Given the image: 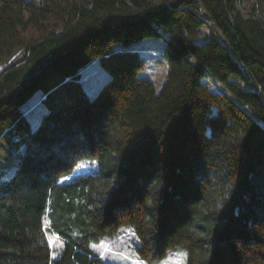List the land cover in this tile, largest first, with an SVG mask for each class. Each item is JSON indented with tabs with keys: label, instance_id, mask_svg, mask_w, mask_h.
Wrapping results in <instances>:
<instances>
[{
	"label": "trees",
	"instance_id": "1",
	"mask_svg": "<svg viewBox=\"0 0 264 264\" xmlns=\"http://www.w3.org/2000/svg\"><path fill=\"white\" fill-rule=\"evenodd\" d=\"M246 1L0 0V264H107L91 245L124 227L145 264L176 250L187 264H264V0ZM157 38L159 95L140 55L114 50ZM96 61L111 80L32 132L23 107L82 91ZM14 128L20 158L4 146ZM82 162L96 174L62 185Z\"/></svg>",
	"mask_w": 264,
	"mask_h": 264
},
{
	"label": "rangeland",
	"instance_id": "2",
	"mask_svg": "<svg viewBox=\"0 0 264 264\" xmlns=\"http://www.w3.org/2000/svg\"><path fill=\"white\" fill-rule=\"evenodd\" d=\"M29 1L40 2L41 0ZM253 2L257 3L259 0L246 1L244 8L247 9L250 3ZM210 33V29L202 30L201 38L198 43L206 42ZM33 35L34 33H26L23 35V38L29 40ZM165 44L166 42L164 40L157 38L144 40L130 46L118 45L114 48L116 53H137L140 55V58L145 63V67L143 71L138 73V77L150 81L157 95L162 92L168 75V64L164 53ZM111 78V72L96 61L80 72L78 82L83 88L82 91H76L73 83H67L52 93L45 102L44 100L46 97H44V94L41 91L36 93L23 107V111L31 126V131L33 132L38 128L43 115L48 112L49 108L66 109L78 105L83 102L85 98L93 99ZM210 80H205V83L209 86L210 90L217 92L216 88H221L222 84L215 79ZM19 130V128L12 129L6 135V141L4 142L7 153L10 151L14 152L13 158H20L24 152L25 144H22V135L19 133ZM7 155H9V153ZM2 157H0V159ZM97 171L98 165L96 163L82 162L71 176L62 179L60 183L62 185L71 184L77 178L94 175ZM44 225L47 241L53 250V258L56 259L62 251L63 242L58 236L48 232V220H45ZM136 245H139L137 237L130 228L124 227L113 236L104 237L99 245L92 244L91 248L97 252L107 264H145L139 259L136 253ZM187 256L188 253L185 250L171 251L164 260L154 264H187Z\"/></svg>",
	"mask_w": 264,
	"mask_h": 264
},
{
	"label": "snow or ice",
	"instance_id": "3",
	"mask_svg": "<svg viewBox=\"0 0 264 264\" xmlns=\"http://www.w3.org/2000/svg\"><path fill=\"white\" fill-rule=\"evenodd\" d=\"M131 235V234H130Z\"/></svg>",
	"mask_w": 264,
	"mask_h": 264
}]
</instances>
